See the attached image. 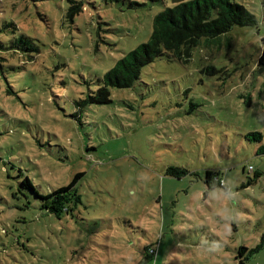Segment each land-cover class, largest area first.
I'll list each match as a JSON object with an SVG mask.
<instances>
[{"label":"rangeland","instance_id":"1","mask_svg":"<svg viewBox=\"0 0 264 264\" xmlns=\"http://www.w3.org/2000/svg\"><path fill=\"white\" fill-rule=\"evenodd\" d=\"M74 1L70 22L71 0H0V264H137L148 247L144 264H235L264 233V0H235L256 24L203 40L187 61L162 55L81 111L74 100L172 3ZM206 170L226 188H208ZM78 173L79 201L46 211L34 191Z\"/></svg>","mask_w":264,"mask_h":264},{"label":"trees","instance_id":"2","mask_svg":"<svg viewBox=\"0 0 264 264\" xmlns=\"http://www.w3.org/2000/svg\"><path fill=\"white\" fill-rule=\"evenodd\" d=\"M171 3L153 16L152 28L147 41L116 59L114 64L98 78V86L95 89L88 88L87 92L74 100L79 111L89 104L108 103L112 88L132 86L138 79L141 68L162 55L187 61L192 49L201 44L203 40L208 43L234 25L256 24L254 14L235 0H171ZM81 9V2L76 1L75 4L69 5L66 11L67 19L73 22L74 15ZM261 43L262 49L258 63L264 65V36L261 38ZM245 137L249 140L260 141L262 134L258 131H250L245 134ZM257 151L259 154L264 153V144H261ZM250 170L253 168L251 167ZM168 171L176 176L186 173V170L182 168H172ZM80 175V173L75 174L70 182L45 194H38L34 191L41 199L42 207L56 215L72 208L68 203L75 204L80 199L74 188V183ZM259 175V171H254L252 178L255 180ZM204 179L208 188L217 186L226 188L220 184L221 178L218 174L211 170L205 171ZM23 183L33 189L27 177L23 179ZM263 246L264 233L260 235L254 246L240 245L237 248L235 264H247V261ZM154 252L152 247H148L137 264L146 263L153 257Z\"/></svg>","mask_w":264,"mask_h":264},{"label":"crops","instance_id":"3","mask_svg":"<svg viewBox=\"0 0 264 264\" xmlns=\"http://www.w3.org/2000/svg\"><path fill=\"white\" fill-rule=\"evenodd\" d=\"M263 251V250H262ZM262 260L263 261H261L259 264H264V254H263V256H262ZM247 264H251V260H250V262H248Z\"/></svg>","mask_w":264,"mask_h":264},{"label":"built area","instance_id":"4","mask_svg":"<svg viewBox=\"0 0 264 264\" xmlns=\"http://www.w3.org/2000/svg\"><path fill=\"white\" fill-rule=\"evenodd\" d=\"M219 182H220V184H222L223 185V180L221 179V180H219Z\"/></svg>","mask_w":264,"mask_h":264},{"label":"clouds","instance_id":"5","mask_svg":"<svg viewBox=\"0 0 264 264\" xmlns=\"http://www.w3.org/2000/svg\"><path fill=\"white\" fill-rule=\"evenodd\" d=\"M221 180V179H220ZM223 185H224V183H223Z\"/></svg>","mask_w":264,"mask_h":264}]
</instances>
